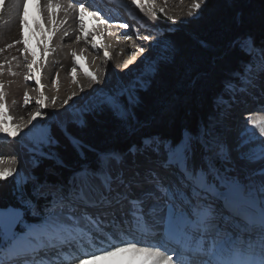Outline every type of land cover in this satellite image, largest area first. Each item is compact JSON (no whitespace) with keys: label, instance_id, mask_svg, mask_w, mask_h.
<instances>
[{"label":"snow or ice","instance_id":"1","mask_svg":"<svg viewBox=\"0 0 264 264\" xmlns=\"http://www.w3.org/2000/svg\"><path fill=\"white\" fill-rule=\"evenodd\" d=\"M132 2L140 6L139 0ZM208 3L209 0H194V12L190 11L189 17H199ZM57 6L49 0L50 9ZM69 7L76 8L77 4ZM3 8V0H0V11ZM79 10L83 27V3H79ZM26 15L25 8L20 20L22 28L28 26ZM260 23L264 29V18ZM208 24L210 31L217 35L227 26L222 19H210ZM199 44L203 49L211 46L203 39ZM92 47L95 49L96 45ZM229 47H239L249 58L246 72L264 74V40L257 43L256 37L248 34L233 40ZM23 51L27 53L28 48ZM157 79L160 88L156 104L163 113L174 110L181 90L187 97L196 92L197 81L191 79L184 51L175 41L166 44L155 58L148 79L137 78L95 102L85 104L74 113L70 123L83 128L89 116L108 112L120 121L125 131L134 133V109L143 102V93L153 87ZM221 99L216 97L215 102L219 103ZM64 103L68 104V100ZM4 114V106L0 105V116ZM35 119L33 117L28 123L32 124ZM218 122V116L210 117L197 135L187 136L176 143L145 133L140 142L132 144L125 154L97 152L94 162L81 164L66 181L41 180L35 172L24 177L18 183L19 206L0 207V256L7 249L11 264H64L61 257L65 253H79L80 248L110 240L112 228L121 227L115 223L117 213L139 220L148 202L149 214L164 225L178 247L186 249L189 255L200 257L198 262L193 260L190 264H264V164L259 168L240 166V161H246L248 165L264 162V141L258 151L249 149L245 152L243 149L250 141L243 139L235 149H229L225 141L214 134ZM68 128L69 122H60L38 129L35 134L36 155L50 160L56 168L66 167L55 151L58 137L63 135L80 157L86 159V146L71 135ZM259 132L264 137V123H261ZM87 151L94 149L87 146ZM127 154L146 158L143 178H139V173L131 179L125 178L123 173L114 174L115 165L123 163ZM39 163L40 160H36L35 167H39ZM10 177L15 179L11 169L0 172V179ZM29 182L33 186L32 193L25 198L24 186ZM145 184L151 187L146 188ZM32 195L48 201L44 208L46 215L38 225L24 221V210L33 208ZM93 209L96 211H90ZM32 214L37 215L35 211ZM106 216L112 217L108 223H105ZM238 233L246 234L247 240L240 242ZM37 241L40 242L38 247L33 248ZM120 243L123 246L101 249V254L132 252L139 264H186L180 251L169 249L165 244L151 247ZM95 257L96 252H84L75 256L74 264H84L86 259ZM0 264H3L2 259Z\"/></svg>","mask_w":264,"mask_h":264},{"label":"bare ground","instance_id":"2","mask_svg":"<svg viewBox=\"0 0 264 264\" xmlns=\"http://www.w3.org/2000/svg\"><path fill=\"white\" fill-rule=\"evenodd\" d=\"M126 1L131 3L126 5ZM52 2L58 6L50 9L49 0H3L4 8L0 11V86H2L0 99L5 102L2 104L0 100V105L4 106L5 114L0 116L1 171L6 169L7 160L13 163L15 157L22 159L19 153L13 152L16 145L28 143L25 136L36 134L34 121L39 123L46 115L53 118L61 116L68 118L73 111L95 96L111 93L114 91V86L126 85L139 78V74L141 75L149 65L153 52L161 51L159 46L163 40L162 33L165 35L164 30L169 23L165 17L174 15L183 20L189 17L190 11L194 12L192 9L194 0H139L140 6L133 4L132 0L93 2V6L102 10L107 18L119 22L126 20L131 25L124 35L132 37L133 39L130 40L132 42H129L130 38H128V41L122 40L118 44L112 36L106 35L105 28L101 32L97 29L93 30L88 35L89 31L84 21L83 27L80 25L79 6L69 7L74 2L67 0H52ZM25 8L28 26L22 28L20 20ZM147 10L158 15L159 20L155 22L151 19L147 15ZM22 40L26 43H18ZM65 43H68V46H64ZM93 44L96 45L95 49L92 47ZM25 47L28 48L27 53L23 51ZM247 63L248 61L237 76L244 74ZM26 77L30 78L26 80ZM243 80L244 82L240 83L237 90L233 86L235 78L230 82L226 81L228 87L225 86L224 91L222 90L224 95L220 93L221 98L227 102L223 104L224 115H233L252 104L264 105L261 103V100H264L262 99L264 98V74L251 72ZM18 92L22 95L20 99L17 96ZM12 97L19 102L12 104ZM65 100H68V104L64 103ZM37 113L40 115L37 116ZM253 113L250 112L247 115L252 116ZM20 116H26V122H22ZM33 117L36 119L29 124V120ZM257 122L264 123V114ZM255 139L264 141V137L260 135ZM128 147L122 152L118 151L119 154L128 152ZM8 151H11V157L5 158L3 155ZM25 153L27 155L30 151ZM246 163H243L246 165L245 168H259L264 164V162L255 165ZM121 167L116 174L123 173L125 178L131 179L139 173V178H143L147 167L146 158L139 154H127ZM145 187L147 188L146 184ZM149 207L150 204L146 202L145 213L139 220L117 213L115 223L121 227L115 228L120 233L113 229L114 234H109L111 239L105 241L103 243L105 245L92 244L93 246L86 249L80 248L79 253L96 252L95 259L90 258L93 264H139V259L132 252H117L114 255L100 253L103 248L110 250L112 245L123 246L121 241L128 243L129 239L124 236L127 233L121 234L123 232L121 230L127 229L133 233L134 230L130 228L132 223L141 224L140 227L145 229L140 231L145 234H156L161 227L156 225V217L149 214ZM111 220V216L105 217V223ZM144 233L142 235L147 237ZM134 242L137 246H152L149 245L152 242L142 239H135ZM39 243L37 241L32 247H38ZM82 249H84L83 252H81ZM71 253V256L65 253L63 261H68L77 255L75 252Z\"/></svg>","mask_w":264,"mask_h":264},{"label":"trees","instance_id":"3","mask_svg":"<svg viewBox=\"0 0 264 264\" xmlns=\"http://www.w3.org/2000/svg\"><path fill=\"white\" fill-rule=\"evenodd\" d=\"M262 18L264 0H209L199 17L167 33L169 42L175 41L184 51L189 75L192 80L197 81L195 94L187 97L181 90L174 110L163 113L156 104L160 88V80L157 79L153 87L143 93L144 99L139 105L142 109H138L136 114L145 113V116L143 119L138 118L137 122L140 123L133 121L136 126L134 133L125 131L120 121L108 112L100 114L96 120L88 117V122L83 128L69 124V133L86 146V159H82L69 140L60 135L55 151L66 167L56 168L51 161L36 155V159L40 160L39 167H34L31 174L35 172L41 180L66 181L78 166L94 162L97 152L107 153L115 149L122 152L124 150L121 147H124L126 142L135 143L145 133L156 132L159 136L174 141L179 140L182 130L197 135L210 117L218 116V107L212 97L219 92L222 82L233 75L236 76L248 61V57L238 49H234L236 56L231 58L228 52V56L224 57L225 52L233 50V47H229L231 39H240L252 34L257 43L264 40V29L260 23ZM210 19H222L227 25L224 32L217 35L210 31ZM202 39L210 42L208 49L200 47L199 41ZM87 146L94 151H87ZM32 187L31 182L24 186L25 198L31 195ZM18 196V183L13 178L0 179V207L19 206ZM31 199L33 208L24 210V221L29 224L44 218V208L48 202L42 196L32 195ZM33 211L37 215L34 216ZM18 230L21 229L18 227Z\"/></svg>","mask_w":264,"mask_h":264},{"label":"rangeland","instance_id":"4","mask_svg":"<svg viewBox=\"0 0 264 264\" xmlns=\"http://www.w3.org/2000/svg\"><path fill=\"white\" fill-rule=\"evenodd\" d=\"M126 3L128 4L129 2H127L126 1ZM131 3V2H130ZM129 3V4H130ZM204 9V8H203ZM203 9L201 10V13H200V15L202 14V11H203ZM147 15L151 18V19H153L155 22L156 21H158L159 20V17L158 18H156L155 17V15L156 14H152V13H150L149 12V10H147ZM199 15V16H200ZM194 16H195V14H194ZM165 17V16H164ZM168 21H169V23H168V26L166 25V28H165V32H166V35H164V33H162V38H163V40H162V43L160 44V46H159V48H160V50L161 51H154L153 52V54H152V58H151V60H150V63H149V65L145 68V70L141 73V75L139 74V78L140 77H143L144 79H148V71H149V69L151 68V66H152V63H153V61L155 60V58L163 51V49H164V47H165V45L166 44H168L169 43V39H168V37H167V33H169V32H171V31H173L175 28H181V26L182 25H184V24H186V23H188L191 19H193L192 17H188V18H186V19H183V20H181V19H178L176 16H174V15H172V16H169V17H165ZM163 35H164V37H163ZM241 39V38H240ZM233 40H237V39H231V41L230 42H232ZM234 49H238V50H240V48L239 47H233V50H231V51H227V53L225 52V55H224V57L227 55L228 56V52H229V55H230V57L232 58V57H234V56H236V54H235V51H234ZM253 73H255V71H253ZM143 74V75H142ZM251 74V72H244V74L243 75H238L236 78H235V83L233 84V86H234V88H235V90H237V89H239V85H240V83H242V82H244V80H243V78L244 77H247V76H249ZM53 79V78H52ZM54 81V80H53ZM53 81L51 82V83H53ZM128 84H130V83H128ZM128 84H126V85H128ZM118 86V87H117ZM122 86H125V85H122ZM122 86H120V85H116V86H114L113 87V89L115 90V89H117V88H120V87H122ZM225 86H226V88L228 87V85H227V83L226 82H222V84H221V88H220V90H219V92L214 96V97H212V101L214 102V104H216V106L218 107V114H219V116H222V110L224 109V106H223V104L225 105V103H227L226 101H224L223 99H221L220 101H219V103H216L215 102V98L216 97H222L221 95H220V93L222 94V95H224L223 94V89H225ZM236 86V87H235ZM223 90V91H222ZM19 93V92H18ZM17 94V93H16ZM109 94V93H108ZM0 95H1V87H0ZM226 95V94H225ZM17 96H18V99H20V98H22V95H21V93H19V94H17ZM101 96H103V95H101ZM101 96H95L94 98H92L91 100H89L87 103L85 102V104H88V103H93V102H95L96 100H98ZM227 96V95H226ZM18 99H15V98H11V103L13 104V103H15V104H17L18 102H19V100ZM1 100V102H2V104L5 102L4 100H2V99H0ZM17 102V103H16ZM85 104L84 105H82L81 107H79V108H77V110H79V109H81V108H83L84 106H85ZM141 107L140 106H138L137 108H135L134 109V118H133V121L134 122H136V123H140V122H137L138 121V118H142L143 119V117L145 116V113H140L141 115H137L136 113V111L138 110V109H140ZM142 109V108H141ZM77 110H75V111H73L71 114H70V117H68V118H64L63 116H61V117H51L50 115H46L44 118H41L42 119V121H40L39 123H36L37 121H34V124H35V129H36V132H37V130L38 129H40V128H42V127H46V126H49V125H52V124H57V123H60V122H69V124H71L70 122L74 119V113H76L77 112ZM100 114H93V115H91V116H89V117H91V118H93V119H98V116H99ZM20 118V120L22 121V122H26V120H27V117L26 116H20L19 117ZM133 121H132V123H133ZM142 121V120H141ZM23 124V123H22ZM249 124H251V125H253L254 123H249ZM225 125H224V120L222 119V118H219V122L216 124V126H215V128H214V134L215 135H220L221 134V132H222V129H223V127H224ZM259 128H260V125H259ZM259 128L257 127L252 133H251V135L249 136V138H245V140L246 141H250V143H248V144H246V146H245V148H247V147H252V146H254V145H257L256 147H257V151H258V149H259V146H260V144H261V142L258 140V139H255V138H257L259 135H260V132L258 131L259 130ZM149 134H151V133H149ZM152 134H155V135H158L156 132H154V133H152ZM159 136V135H158ZM187 136H194V135H192V134H190L188 131H186V130H182V132H181V135H180V138H179V141L182 139V138H185V137H187ZM25 138L27 139V141H28V145H30L31 147H32V154H31V152L29 153V155L28 156H26L25 154H24V151H20V153H19V156H20V158H22V160L23 161H25V162H29L30 164H33V165H35V163H36V160H35V148H36V140H35V134H33L32 136H25ZM141 140V139H140ZM140 140L139 141H137L136 143L138 144L139 142H140ZM171 140V139H170ZM178 141V142H179ZM125 142V141H124ZM132 143H134V142H126L125 143V146L124 147H121L123 150H125L128 146L130 147V144H132ZM173 143H176V142H173ZM121 144H124V143H121ZM1 146H3V145H1ZM128 147V148H129ZM25 151H29V149H26L25 148ZM115 151H117V152H115ZM115 151H112V153H115V154H119V152H118V149H115ZM127 151H128V149H127ZM107 153H109V152H107ZM127 153V152H126ZM5 155V154H4ZM3 155V156H4ZM33 155V156H32ZM5 158H7L6 157V155L4 156ZM125 157V156H124ZM124 157H123V159H124ZM96 159V158H95ZM50 161V160H49ZM243 163L245 164L246 163V161H241V163H240V166L242 167V168H245L246 167V165H243ZM247 164V163H246ZM121 165H122V163H117L116 165H115V167H114V174H116L117 173V171L119 170V168H122L121 167ZM248 165V164H247ZM80 168V167H79ZM79 168H77V169H79ZM8 169H11L12 170V172H13V176H14V180H15V182L16 183H19L24 177H26V176H30V171H25V172H23V174H21L20 176L19 175H16L15 174V172H14V163H12V161H10V160H7V165H6V169L5 170H3V171H1L0 170V172H7V170ZM76 169V170H77ZM28 173V174H27ZM69 176V175H68ZM71 176V175H70ZM106 241H108V240H106ZM136 242V241H135ZM107 243V242H106ZM128 243H134V242H129L128 241ZM97 244H99V243H97ZM99 245H103V244H99ZM105 245V244H104ZM90 246H93V245H90ZM139 246H144V245H139ZM84 249H86V248H84ZM84 249H82L81 250V252H83L84 251ZM92 250H93V248H92ZM75 253H77V252H75ZM78 254H80V253H77V255ZM101 254V253H100ZM70 256L72 255V253H70L69 254ZM6 258H5V260L3 261L4 263H7V264H11V260H12V258H10L9 256H5ZM61 258H63V257H61ZM73 258H75V257H73ZM0 259H3V257L2 256H0ZM89 261V262H88ZM72 263H68V264H74V260L73 261H71ZM85 262H88L87 264H93V263H91L90 262V259H86L85 261H84V264H85Z\"/></svg>","mask_w":264,"mask_h":264},{"label":"water","instance_id":"5","mask_svg":"<svg viewBox=\"0 0 264 264\" xmlns=\"http://www.w3.org/2000/svg\"><path fill=\"white\" fill-rule=\"evenodd\" d=\"M80 166H81V165H80ZM80 166H78L77 168H79ZM77 168H76V169H77ZM7 207H8V206H6L5 208H7Z\"/></svg>","mask_w":264,"mask_h":264}]
</instances>
